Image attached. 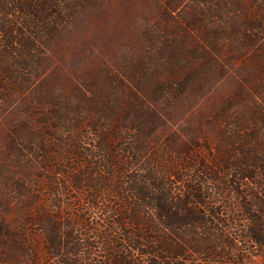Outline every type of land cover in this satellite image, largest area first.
Returning a JSON list of instances; mask_svg holds the SVG:
<instances>
[{"label": "trees", "instance_id": "trees-1", "mask_svg": "<svg viewBox=\"0 0 264 264\" xmlns=\"http://www.w3.org/2000/svg\"><path fill=\"white\" fill-rule=\"evenodd\" d=\"M90 209L108 264L264 250V0H0V264H86Z\"/></svg>", "mask_w": 264, "mask_h": 264}, {"label": "rangeland", "instance_id": "rangeland-1", "mask_svg": "<svg viewBox=\"0 0 264 264\" xmlns=\"http://www.w3.org/2000/svg\"><path fill=\"white\" fill-rule=\"evenodd\" d=\"M129 2V0H126ZM133 1V0H132ZM121 0H109V4L113 6H118ZM79 22V21H78ZM76 23L74 25L73 30L71 33H68L65 37L61 39L57 44L53 46V52L56 55L59 54V52L63 51V48L72 42L74 39L80 37L83 35V29L79 23ZM88 22V21H86ZM85 24V21H84ZM76 34V35H75ZM75 36V37H74ZM229 90V83H222L217 88V91L215 92V97L219 98L226 94ZM40 199V205L42 207L43 201H46L43 197H39ZM70 198L68 197L66 201H69ZM53 200H51L52 202ZM36 208V214L39 215L41 213V209ZM38 210V211H37ZM66 213H69L68 211H65L63 215H66ZM70 214V213H69ZM74 218L76 219L79 214L73 213ZM79 217H81L79 215ZM90 218L91 223H88L85 227L81 226V228L78 229L77 236L79 238L83 239L84 242H82L81 247V257L83 261H85L86 264H108L109 263V257H108V251L106 249V240H104L101 236L102 232L100 228L108 229V224L103 222V218L100 217L99 213L96 210H88L85 214V219ZM74 221V220H73ZM241 228L244 226V223L241 222ZM83 227V228H82ZM242 235V234H241ZM111 240L117 241L119 238H121L120 233H113L110 236ZM234 249L233 251H230V249H224L218 250L221 251V257H215L213 259L205 260L200 257L198 254H191L188 256V264H222L224 263V259L228 261L227 264H264V250H261L257 247H252L246 245L242 240L240 243H233ZM118 246V245H116ZM36 247V246H35ZM228 250V251H227ZM140 252V251H139ZM228 253V254H227ZM223 257V259H222ZM223 260V261H222ZM20 264H35L32 260L29 258L24 259ZM56 264V263H53Z\"/></svg>", "mask_w": 264, "mask_h": 264}]
</instances>
